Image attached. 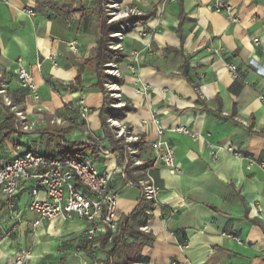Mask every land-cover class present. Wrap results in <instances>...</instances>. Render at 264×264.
<instances>
[{
	"label": "crops",
	"instance_id": "obj_1",
	"mask_svg": "<svg viewBox=\"0 0 264 264\" xmlns=\"http://www.w3.org/2000/svg\"><path fill=\"white\" fill-rule=\"evenodd\" d=\"M226 1L238 22L215 11L212 0H118L120 13L128 9L130 16L147 17L137 18L129 31L121 32L124 26L114 31L121 35L111 48L124 57L106 59L104 95L88 64L100 31L95 0H54L41 10L38 0H0V89L11 100L9 109L20 113L12 111L19 115L16 122L6 115L0 122L7 128L0 135V164L31 150L10 141L23 134L19 117L48 118L47 132L58 148L61 137L82 142L103 137L105 106L115 131L140 137L127 141L114 134L93 154L119 191V226L141 200L142 186L133 180L142 177L141 166L153 165L161 192L155 203L145 198L152 202L150 217L143 225L131 223L142 235L137 241L126 237L116 264H264V0ZM20 60L32 71L35 91L20 85L15 74ZM109 67L119 76L108 74ZM77 76L78 86L72 85ZM125 104L131 109L114 117ZM153 117L160 118L164 138L174 146L175 171L153 160ZM181 126L198 137L172 131ZM10 129L14 132L6 135ZM116 147L123 148L124 160ZM27 200L22 192L15 216L0 195V264H12L27 246L29 264H40L53 246L49 235L64 227L60 218L34 224L36 215L24 209ZM72 221L83 233L86 223ZM103 237L94 239L93 254L103 252L104 262L111 240L101 244ZM85 259L90 257L79 254L69 264Z\"/></svg>",
	"mask_w": 264,
	"mask_h": 264
},
{
	"label": "built area",
	"instance_id": "obj_2",
	"mask_svg": "<svg viewBox=\"0 0 264 264\" xmlns=\"http://www.w3.org/2000/svg\"><path fill=\"white\" fill-rule=\"evenodd\" d=\"M212 8L217 12H224L230 22L239 20L234 7L226 0H212ZM27 12L30 15L34 14L32 9H28ZM257 41L254 39V42ZM37 67H40V63ZM230 69L236 74L235 66H231ZM108 72L119 76L115 69ZM15 74L22 87L36 90L32 71L27 69L21 60L18 61ZM137 91H142V88H137ZM0 94L4 103L11 105V100L3 88L0 89ZM262 100L264 102V98ZM82 110L84 113L89 111L86 107ZM152 121L157 130V138L151 143L153 160L175 171L177 166L174 161V146L164 138L165 128L160 123V118L153 117ZM108 123L116 136H123L127 141L140 140L139 136H129L122 129L115 131L113 129L115 120L109 119ZM172 131L189 135L193 139L198 137L183 126L172 128ZM103 142L104 136L96 137L86 150L67 156H51L28 150L2 162L0 195L4 197L7 209L13 215L19 216L20 212L16 209L17 199L22 192H27L28 200L24 209L36 215L34 224L56 218L64 221L78 218L86 223L83 231L85 238L93 240L108 235V240H111L119 231L117 216L119 191L112 186V176L106 171H100L93 157V148L101 147ZM210 147L213 148L212 145ZM228 150L241 157L240 152L232 148ZM249 163L254 164L255 161L249 159ZM260 166L264 170V162H261ZM138 182L142 186L143 196L154 203L157 202L161 188L153 174V165L150 164L143 169ZM125 186H133V183L126 182ZM28 260L29 256L22 254L14 260V264H28Z\"/></svg>",
	"mask_w": 264,
	"mask_h": 264
},
{
	"label": "trees",
	"instance_id": "obj_3",
	"mask_svg": "<svg viewBox=\"0 0 264 264\" xmlns=\"http://www.w3.org/2000/svg\"><path fill=\"white\" fill-rule=\"evenodd\" d=\"M54 0H38V8L41 10L42 7H46V6H50L52 5ZM110 0H95V8L97 9L98 13L101 14V20H100V31H99V38L97 41V46L95 47L94 50V55L92 56V58H90L88 60V64L94 69V71L96 72L97 76H98V82H97V86L99 87V89L104 93V95L107 93L103 82H104V78L106 79L107 76L104 77V67H105V63H106V59L109 56V54H112L114 56L123 58L124 55L117 49H112L109 43V40H111L110 35L112 33H114V31H121V26H124V29L121 32H126L130 30V25H132L135 21L142 19V18H146L147 16H128V17H124L121 18L117 21L114 22H107V14H106V10L105 7L108 4ZM111 78L113 81L115 82H120L119 78H112V77H108ZM107 78V79H108ZM79 84V76H77L76 78V83L72 84L75 86H78ZM0 108L1 111L7 116L6 120H13L16 122L17 120V116L15 115L14 112H12L9 109V106L4 104V102L2 101L1 98V94H0ZM131 107L127 104H125L123 107H120L116 110L117 113H115L114 117L117 118V116L119 115H123V113L125 111L130 110ZM101 112H103L102 114V131H103V136L104 139L106 140L107 138L112 140V136L114 135L112 127L109 126V123L107 121V117L105 114H107V111L105 109V106L102 107ZM105 113V114H104ZM14 129H10L6 135H10ZM93 141V139H89L86 142H82V141H67L65 140L63 137L60 138L59 142H58V154L59 156H67V155H71L72 153H80L84 150H86L88 147H90V142ZM113 146L114 142L112 141ZM118 146V145H116ZM117 148V147H116ZM99 150H104L103 146L101 147H94L93 148V154L96 153ZM117 151L120 154V157L122 160L125 159V153L122 147H118ZM45 154V153H44ZM49 155V154H47ZM54 156V155H52ZM150 165V163L145 164L143 166H141V169H144L146 166ZM125 173L129 174V168L125 169ZM130 177V176H129ZM130 179V178H128ZM139 179H135L133 180L134 183H139L138 182ZM145 197L141 196V200L140 203L138 204V206L136 207V209L127 217L124 218L123 222L121 223V225L119 226V231L113 235L111 237V241H110V249L106 250V258L104 260V264H116L114 261V258L118 255V253L125 248L126 243H125V239L126 237H132L134 236L136 241L138 239L139 235H142V232L140 231H136L133 232L131 229V223L137 221L140 225H143L146 221V219H148L150 217V215L147 213V210L150 209L152 202L151 201H145ZM128 222V223H127ZM108 235H105L102 239H101V244H105L106 242H108ZM151 239V238H150ZM139 246V245H138ZM137 246V247H138Z\"/></svg>",
	"mask_w": 264,
	"mask_h": 264
},
{
	"label": "rangeland",
	"instance_id": "obj_4",
	"mask_svg": "<svg viewBox=\"0 0 264 264\" xmlns=\"http://www.w3.org/2000/svg\"><path fill=\"white\" fill-rule=\"evenodd\" d=\"M118 0H110L107 5V16L108 18L118 19L122 16L128 17L130 16V11L127 12L123 11L122 13L117 5ZM121 32L112 33L110 35L111 40H109L111 47H117L118 46V38L120 37ZM114 55L109 54V60L113 58ZM107 57V58H108ZM108 65V63H107ZM110 66V65H109ZM110 69H114L113 67H109L106 71L108 72ZM112 74V73H108ZM2 101L3 97L1 95ZM4 102V101H3ZM5 104V103H4ZM11 105H9L10 107ZM12 111L20 114L17 110L12 109ZM19 116V115H17ZM5 118V114L1 111L0 108V122L2 119ZM20 123H19V129L22 131L21 136H11L10 141L16 146H20L22 148L31 149L34 152H42L46 155H54L59 156L57 152V141L54 138H51L48 134V129L51 124H49L50 120L48 118L43 117V120L41 118H25L22 119V117H19ZM38 121H46L47 124L39 123ZM27 126V128L25 127ZM7 128L1 127L0 125V135L6 132ZM65 222V223H64ZM64 227L60 229V232L53 233L52 235H49L50 239L53 242V246L48 254L44 255L40 261V264H69V262L72 260L75 256H83V254H86L88 257H90V260H81L77 264H94L99 263L103 261L104 254L103 252L99 251L93 254V251L95 250V243L96 241L89 240L84 237L83 233H81L80 229L74 225L73 221H64ZM32 251L31 246H27L26 248H23L19 253H17L14 256V260L21 256L22 254H27L29 256L28 264L30 262V253ZM91 254V255H90Z\"/></svg>",
	"mask_w": 264,
	"mask_h": 264
}]
</instances>
